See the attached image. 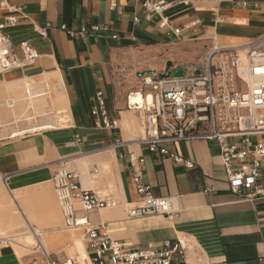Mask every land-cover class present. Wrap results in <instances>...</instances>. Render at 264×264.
<instances>
[{"label": "crops", "instance_id": "1", "mask_svg": "<svg viewBox=\"0 0 264 264\" xmlns=\"http://www.w3.org/2000/svg\"><path fill=\"white\" fill-rule=\"evenodd\" d=\"M166 1L163 16L149 19L143 0H7L0 8V23L16 18L4 28L12 52L22 58L20 43L26 42L39 55L0 72V236L7 232L12 239L0 247V264H48L35 250L37 238L60 261L79 256L82 264H91L82 261L86 229L64 227L51 181L62 164L78 172L82 188L117 201L86 214L90 226L102 227L115 241L144 248L184 236L188 264H264V185L259 182L261 192L250 198L231 192L216 139L164 144L192 160V168L131 142L143 132L142 114L125 105L138 71L174 62L169 49L190 44L204 54V45L213 42L242 46L261 37L264 0ZM97 91L116 127H95L91 109ZM150 100L139 91L130 96L134 104ZM252 138L264 144V133ZM115 139L125 147L111 146ZM129 150L143 157L142 181L151 193L175 198L171 216H128L126 204L140 198ZM30 237L33 246L24 241Z\"/></svg>", "mask_w": 264, "mask_h": 264}, {"label": "built area", "instance_id": "2", "mask_svg": "<svg viewBox=\"0 0 264 264\" xmlns=\"http://www.w3.org/2000/svg\"><path fill=\"white\" fill-rule=\"evenodd\" d=\"M196 0H178L189 5ZM217 1V0H211ZM166 0H143L145 17L153 14L163 16L167 8ZM7 6V0H0V8ZM162 24H164V18ZM16 22L14 16L6 18V24L0 23V72L14 67L33 63L38 58L35 49L26 42L20 43L23 57L12 52L6 25ZM92 29L97 30V26ZM82 28L80 32H85ZM178 33V29L174 30ZM204 54L196 67L189 65L188 71L182 65L169 68L166 77H155L156 73L144 75L139 79L140 91L150 102L141 105L130 103L126 94L125 105L129 110L142 114V134L131 142L146 147L148 151H158L168 155L186 168H192L194 162L169 151L164 144L183 139H216L220 144L221 163L231 192L244 198H250L261 192L259 182L264 185V144L253 142L251 137L264 133V34L245 43L244 57L241 46H220L211 43L204 45ZM165 67V66H164ZM162 68L161 73H166ZM177 68L183 69V75L173 76ZM196 70L199 72L196 73ZM244 75L254 79L250 84ZM94 125L97 128L116 127V122L108 117L102 91H97L91 109ZM238 137L240 144L228 142V138ZM81 138L76 136L75 142ZM126 142L115 139L113 147H125ZM131 163V176L135 190L140 198L133 204H126L130 217L153 214L171 216L176 211L175 198L156 197L150 186L142 181L143 157L133 150L127 151ZM66 229L84 227V239L87 246L83 261L91 264H188V240L177 236L173 240L149 243L137 248L131 243L113 240L102 227L90 226L86 214L116 206L110 195H101L97 191L84 189L79 182V174L62 164L51 179ZM80 211L82 214L78 215ZM9 237H0V247L10 243ZM35 250L48 264H75L78 259L58 260L37 238Z\"/></svg>", "mask_w": 264, "mask_h": 264}, {"label": "rangeland", "instance_id": "3", "mask_svg": "<svg viewBox=\"0 0 264 264\" xmlns=\"http://www.w3.org/2000/svg\"><path fill=\"white\" fill-rule=\"evenodd\" d=\"M197 49H198V52H196ZM200 49L199 48H193L190 44L178 45V46L173 47V49L168 50L169 52L167 54V57L172 58V60L177 65H182V68L185 71H188L189 65L193 64L192 66L196 67L197 64L199 63L198 58H199V56H202V54H203L202 48H200ZM162 55L164 56V54H162ZM174 62L172 63L171 68H175ZM153 69H155V73H156L155 77H157L161 73L162 66H161V64H157L156 66L153 67ZM138 88H139V79H138L137 85L129 91L138 90ZM251 140L254 141L253 138ZM33 244H34V241L32 242V246H33ZM77 259H78L79 263L82 264L79 256L77 257Z\"/></svg>", "mask_w": 264, "mask_h": 264}, {"label": "water", "instance_id": "4", "mask_svg": "<svg viewBox=\"0 0 264 264\" xmlns=\"http://www.w3.org/2000/svg\"><path fill=\"white\" fill-rule=\"evenodd\" d=\"M172 66V61L168 60L166 61L165 63V67H164V71L166 73H160L159 74V77H166L169 75L170 73V70L169 68ZM199 71L196 70V73H198ZM155 73V70L154 69H146V70H142V71H138L137 72V77L140 78L144 75H151V74H154ZM183 75V69L182 68H177L174 72H173V76L175 77H180Z\"/></svg>", "mask_w": 264, "mask_h": 264}, {"label": "bare ground", "instance_id": "5", "mask_svg": "<svg viewBox=\"0 0 264 264\" xmlns=\"http://www.w3.org/2000/svg\"><path fill=\"white\" fill-rule=\"evenodd\" d=\"M245 52H246V50H245V48H244V46L242 45L241 47H240V54H241V56L242 57H244V55H245ZM244 78L248 81V82H250V84L251 83H253L254 82V79L252 78V77H250V76H248V75H244ZM138 91V90H137ZM140 92V91H139ZM141 93V92H140ZM133 94V93H132ZM131 94V95H132ZM142 94V93H141ZM130 95V96H131ZM143 95V94H142ZM144 96V95H143ZM129 101H130V99H129ZM98 192V191H97ZM99 193V192H98ZM114 199V198H113ZM115 200V199H114ZM116 201V200H115ZM116 203H117V201H116ZM117 205V204H116ZM10 208V207H9ZM3 210V209H2ZM6 210H8V209H6ZM16 210V209H15ZM20 222V221H19ZM9 226V225H8ZM2 227V226H1ZM2 230V229H1ZM11 230V229H10ZM13 230H14V228H13ZM3 231V230H2ZM5 231V230H4ZM12 234V233H11ZM15 234V233H14ZM23 234V233H22ZM8 234H7V232H2V235L0 236V237H9L10 238V240H12L11 239V237H10V235L9 236H7ZM23 235H25V234H23ZM26 235H28V234H26ZM31 235V234H30ZM29 235V236H30ZM12 237H14V236H12ZM16 237V236H15ZM23 237V236H22ZM24 239V238H23ZM19 241V240H18ZM26 243H28V244H31L32 245V242L34 241V239L32 238V237H30V238H27L26 240H24ZM11 242V241H10ZM10 244V243H9ZM9 244H7V245H5V246H3V247H6V246H8ZM74 249L76 250V248L74 247ZM76 252L78 253V254H80V255H82L83 253H84V249H81V250H79V251H77L76 250ZM86 257V254L83 256V258H85ZM83 258H82V261H83ZM85 262V261H84Z\"/></svg>", "mask_w": 264, "mask_h": 264}]
</instances>
